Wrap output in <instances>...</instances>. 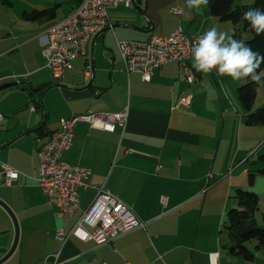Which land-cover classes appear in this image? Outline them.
I'll use <instances>...</instances> for the list:
<instances>
[{
  "label": "crops",
  "instance_id": "1",
  "mask_svg": "<svg viewBox=\"0 0 264 264\" xmlns=\"http://www.w3.org/2000/svg\"><path fill=\"white\" fill-rule=\"evenodd\" d=\"M15 2L0 0V85L17 83L0 91V163L19 174L14 185L0 187V264H51L47 256L59 249L55 231L71 228L91 204L99 186L127 205L144 228L100 246L70 236L59 261L247 262L222 249L228 243L227 236L222 241L216 236L217 230L224 233L221 226L227 211L234 207L230 196L236 189H245L241 178L249 172L241 169L236 176H227L231 158L226 151V124L237 128L239 151L246 115L224 98L223 77L216 70L208 75L197 72L192 57V83L185 81L176 62L155 69L148 80L142 81L140 74L125 72L116 48V41L167 36L178 26L181 28L182 20L187 26L181 29L188 35L202 36L216 27L231 36V26L218 24L202 6L197 12L186 5L184 11L176 8L179 15L173 14L184 19L177 18L167 28H160L148 12L147 1L142 6V0H131L132 6L116 11L120 2L115 10H107L112 30L92 38L84 56L74 59L64 70L62 80H56L42 55L45 35L48 28L70 13L74 4L70 0H26L19 7ZM53 7L54 17L25 18V13ZM124 108L128 110L124 132L119 128L105 132L85 122L76 123L71 147L62 154L61 161L89 169L90 176L88 187L78 189V209L69 218H59L57 208L37 185L38 149L59 129L61 120ZM252 150L249 147L243 151L239 168ZM15 231V247L1 261L12 248ZM250 245L247 248L254 255L250 263L261 260L264 264V248L256 249L254 242Z\"/></svg>",
  "mask_w": 264,
  "mask_h": 264
},
{
  "label": "built area",
  "instance_id": "2",
  "mask_svg": "<svg viewBox=\"0 0 264 264\" xmlns=\"http://www.w3.org/2000/svg\"><path fill=\"white\" fill-rule=\"evenodd\" d=\"M120 2H124L126 7L131 6V0H80L67 16L48 28L42 55L54 79L62 80L64 70L70 68L74 59L84 56L86 44L92 38L105 30H112L107 10L117 7ZM170 12L180 14L179 9ZM199 37L188 35L177 27L164 37L151 36L146 41H116V48L125 72L140 74L142 81L148 80L155 69L176 62L181 66L185 81L192 83L194 75L189 60L193 57L191 50ZM106 56L110 57L109 54ZM127 119L128 110L124 108L119 112L79 115L61 120L59 129L51 133L38 149L37 185L47 201L57 208L59 218H69L78 209V189L88 187L90 176L89 169L61 161L62 154L71 147L76 123L85 122L91 128L105 132H113L116 128L124 132ZM18 177V172L0 163V187L14 185ZM161 202L164 203L165 198ZM144 225L127 205L104 186H99L91 204L80 213L71 228L55 231L59 249L47 258L52 259L51 264H65L59 258L70 236L100 246L135 229H143Z\"/></svg>",
  "mask_w": 264,
  "mask_h": 264
},
{
  "label": "trees",
  "instance_id": "3",
  "mask_svg": "<svg viewBox=\"0 0 264 264\" xmlns=\"http://www.w3.org/2000/svg\"><path fill=\"white\" fill-rule=\"evenodd\" d=\"M74 6H77L80 0H70ZM237 0H208L205 5L212 17L221 22H230L234 27L232 37L236 40L243 41L252 48L254 52L264 55V34L256 35L248 21L242 20V14L249 9H259L264 12V0H253L252 5H235ZM55 8L45 10H34L25 13L28 20H39L44 17H54ZM241 30L250 34V39L242 40ZM264 70V63H261L258 71ZM254 82L242 83L238 81L236 89L237 99L245 113V122L249 125L264 126V105L260 108L253 109L255 102ZM263 88L264 83L259 84ZM264 147V141L262 142ZM264 173V170H260ZM248 183L252 184L254 175L249 171L247 174ZM234 207L230 208L226 214V221L223 224V231L227 236L228 243L222 245V249L227 254L241 257L243 260L253 261L254 255L251 253L247 244L254 242L255 248H264V226L258 227L255 223V215L259 210V197L254 192L245 189H236L230 196ZM264 222V217H263Z\"/></svg>",
  "mask_w": 264,
  "mask_h": 264
},
{
  "label": "rangeland",
  "instance_id": "4",
  "mask_svg": "<svg viewBox=\"0 0 264 264\" xmlns=\"http://www.w3.org/2000/svg\"><path fill=\"white\" fill-rule=\"evenodd\" d=\"M16 1V5L21 7L22 4L25 3L26 0H14ZM145 1H147V9L150 14L153 15L155 23L160 24V28H167L170 23L174 20H177V18H180V20L184 19V17H173V14L170 12L173 9L181 8L183 11L186 7V0H142V6L145 5ZM253 0H237L235 1V5H252ZM132 6V5H131ZM122 8H128L125 6L124 2H122L116 11H119ZM202 8H205L208 10L205 5L202 6ZM116 9V8H115ZM113 8H110L109 12L115 10ZM21 13V12H20ZM218 24L222 26H231L233 33H234V27L230 22H219L216 19H214ZM183 22L180 23V26L183 30L186 29V22L182 20ZM176 26L178 24H175ZM174 26L171 25V28ZM179 27V26H178ZM218 31H224L223 29L217 28ZM205 33V31L203 32ZM231 34V37L233 35ZM250 34L248 32H244L241 30V38L242 40H248L250 39ZM264 71V70H263ZM224 83H226V90L224 92V98L229 99V101L232 103L234 102L235 106L237 107L239 113L240 111H243L241 108V105L237 99V93L236 89L238 87V81H234L229 76H222ZM230 105V104H229ZM264 105V92L261 85L255 86V102L253 105V109L260 108ZM226 134L228 137L227 144H226V151L230 155L229 165L227 167V176L230 179L232 176H236L240 173L241 169H245L246 171H250L254 175V182L252 185L248 183L247 173L243 174L241 178L242 187L245 188V190L250 192H256L255 194L259 197V210L256 213V223L258 227H263V217H264V173H261L260 170H264V147L262 146L263 141V135H264V126L261 125H251L247 126L246 123H243L242 132H241V149L238 151L237 149V132L235 127H229L226 124ZM238 131V130H237ZM259 141H256L258 140ZM249 147H253L252 154L248 157V160L245 162V164L242 167H238V161H240L241 157H243V151L248 149ZM238 151V152H237ZM249 155V154H248ZM246 158L244 159V161ZM233 161V162H232ZM243 161V162H244ZM227 165V162H226ZM227 219L225 218V221ZM223 229V227L221 226ZM223 231V230H222ZM216 236L219 237V239L226 240L225 233L222 232L220 234L218 230L216 231ZM248 247H250V243L247 244ZM259 262L254 264H263V261L258 260ZM244 264H253L250 262H244Z\"/></svg>",
  "mask_w": 264,
  "mask_h": 264
},
{
  "label": "clouds",
  "instance_id": "5",
  "mask_svg": "<svg viewBox=\"0 0 264 264\" xmlns=\"http://www.w3.org/2000/svg\"><path fill=\"white\" fill-rule=\"evenodd\" d=\"M208 0H186L188 9L201 11ZM256 35L264 34V12L249 9L242 14ZM193 67L197 72L208 75L216 70L219 76H229L242 83H264V71H258L264 63V55L254 52L243 41L236 40L216 27L207 30L192 48Z\"/></svg>",
  "mask_w": 264,
  "mask_h": 264
},
{
  "label": "water",
  "instance_id": "6",
  "mask_svg": "<svg viewBox=\"0 0 264 264\" xmlns=\"http://www.w3.org/2000/svg\"><path fill=\"white\" fill-rule=\"evenodd\" d=\"M15 85H17V83L7 82L4 84H1L0 85V91L6 90V89L11 88ZM16 242H17V231H15V239H14L12 248L10 249V251L6 254V256L1 261H4L5 259H7L9 257V255L12 253V251L15 247Z\"/></svg>",
  "mask_w": 264,
  "mask_h": 264
}]
</instances>
